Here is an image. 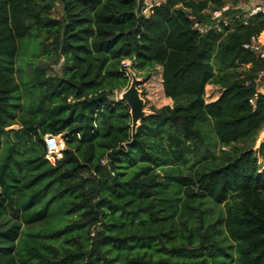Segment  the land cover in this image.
<instances>
[{"label": "trees", "instance_id": "16d2710c", "mask_svg": "<svg viewBox=\"0 0 264 264\" xmlns=\"http://www.w3.org/2000/svg\"><path fill=\"white\" fill-rule=\"evenodd\" d=\"M225 2L0 0V264H264V14L189 19ZM124 60L172 100L133 139Z\"/></svg>", "mask_w": 264, "mask_h": 264}, {"label": "built area", "instance_id": "2783aa9c", "mask_svg": "<svg viewBox=\"0 0 264 264\" xmlns=\"http://www.w3.org/2000/svg\"><path fill=\"white\" fill-rule=\"evenodd\" d=\"M231 7V4L226 3L216 9L204 10L202 14L209 19L208 21H203L193 15H189V19L193 23V27L199 32L204 33L211 27L217 28L218 25L227 26L231 23L232 18L225 15ZM241 19H246L257 14H264V3L258 2L253 4L245 5L243 8H240ZM235 17H239L236 15ZM212 23V25H211ZM247 50H250L257 58L264 60V32L259 35L253 36L250 41L243 45ZM129 64L128 60L122 61V66L125 68L126 73L129 75ZM119 99V96H118ZM254 96L249 99L253 103ZM45 146H46V158L50 163H55L56 160L60 159L63 155L64 150V137L63 136H52L45 135L43 137Z\"/></svg>", "mask_w": 264, "mask_h": 264}, {"label": "rangeland", "instance_id": "374dc122", "mask_svg": "<svg viewBox=\"0 0 264 264\" xmlns=\"http://www.w3.org/2000/svg\"><path fill=\"white\" fill-rule=\"evenodd\" d=\"M226 3L233 5V3H240L241 7L247 5V0H226ZM135 73V72H134ZM136 77L141 80L140 85L138 86V90L141 93V97L145 103V110L147 112H151V108H160L164 105L172 104L170 99L165 97L162 90L161 84V69L156 68L152 73L151 77L147 80L141 75H137ZM213 88L208 87L207 92H211ZM121 92L116 94V98L120 96ZM262 141H264V130L259 134L255 146H258ZM261 170H264L261 169Z\"/></svg>", "mask_w": 264, "mask_h": 264}, {"label": "water", "instance_id": "95a60500", "mask_svg": "<svg viewBox=\"0 0 264 264\" xmlns=\"http://www.w3.org/2000/svg\"><path fill=\"white\" fill-rule=\"evenodd\" d=\"M129 83L128 86L120 93L119 99L124 101L129 108L130 114V129L132 139L134 137V133L136 127L139 122L150 112H147L145 108L144 100L141 97V93L138 90V86L141 83L135 73L132 70H129Z\"/></svg>", "mask_w": 264, "mask_h": 264}, {"label": "crops", "instance_id": "0c3cea01", "mask_svg": "<svg viewBox=\"0 0 264 264\" xmlns=\"http://www.w3.org/2000/svg\"><path fill=\"white\" fill-rule=\"evenodd\" d=\"M159 1H161V0H144V3H145V5H146V7H145V14L147 15L148 14V10H149V8H150V6L153 4V3H157V2H159ZM258 2H263L264 3V0H247V5L248 4H253V3H258ZM233 8H238V9H240V8H243V7H241L240 6V3H236L235 5H234V7ZM256 85H257V90H258V92H260V93H264V73H262V74H260V75H258V77L256 78ZM161 84H162V80H161ZM162 86V85H161ZM211 86V88H213L212 90H211V92H207V89H208V87H210ZM220 92H221V89L218 87V86H215V85H212V84H208L206 87H205V100L207 101V102H211V101H214V100H216L218 97H219V95H220ZM170 99V98H169ZM170 101H171V103H172V100L170 99ZM168 105H171V104H168Z\"/></svg>", "mask_w": 264, "mask_h": 264}]
</instances>
